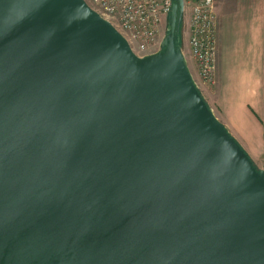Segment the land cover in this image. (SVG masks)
Instances as JSON below:
<instances>
[{
  "label": "water",
  "instance_id": "water-1",
  "mask_svg": "<svg viewBox=\"0 0 264 264\" xmlns=\"http://www.w3.org/2000/svg\"><path fill=\"white\" fill-rule=\"evenodd\" d=\"M183 12L137 56L84 0H0V264H264V169L198 90Z\"/></svg>",
  "mask_w": 264,
  "mask_h": 264
},
{
  "label": "crops",
  "instance_id": "crops-1",
  "mask_svg": "<svg viewBox=\"0 0 264 264\" xmlns=\"http://www.w3.org/2000/svg\"><path fill=\"white\" fill-rule=\"evenodd\" d=\"M216 13L217 81L203 88L208 100L202 96L256 168L264 169V0H217ZM189 16L184 10L187 52Z\"/></svg>",
  "mask_w": 264,
  "mask_h": 264
},
{
  "label": "built area",
  "instance_id": "built-area-1",
  "mask_svg": "<svg viewBox=\"0 0 264 264\" xmlns=\"http://www.w3.org/2000/svg\"><path fill=\"white\" fill-rule=\"evenodd\" d=\"M84 1L122 34L137 56H144L161 48V26L169 15L172 0ZM216 1L183 0L184 10L188 9L190 12L187 44L189 56L195 63L197 79L193 74L192 76L201 94L204 87L214 86L217 81ZM183 53L186 57L184 47Z\"/></svg>",
  "mask_w": 264,
  "mask_h": 264
},
{
  "label": "rangeland",
  "instance_id": "rangeland-1",
  "mask_svg": "<svg viewBox=\"0 0 264 264\" xmlns=\"http://www.w3.org/2000/svg\"><path fill=\"white\" fill-rule=\"evenodd\" d=\"M167 29H168V24H167V18L166 20L163 21L162 23V26H161V31H160V35L163 36L166 34L167 32ZM185 23L182 22V25L180 27V36H181V42L183 43L184 41V38H185ZM186 60H187V63H188V66L190 67V70L192 71V74L194 75V77L197 79V72L195 70V68H193V60L191 59V57L189 56V52H187L186 50ZM202 95L205 96L206 100H208V94L207 92H205L204 90L202 91Z\"/></svg>",
  "mask_w": 264,
  "mask_h": 264
},
{
  "label": "trees",
  "instance_id": "trees-1",
  "mask_svg": "<svg viewBox=\"0 0 264 264\" xmlns=\"http://www.w3.org/2000/svg\"><path fill=\"white\" fill-rule=\"evenodd\" d=\"M176 40L179 42V32L176 34Z\"/></svg>",
  "mask_w": 264,
  "mask_h": 264
}]
</instances>
